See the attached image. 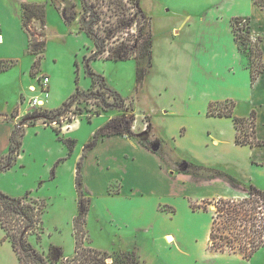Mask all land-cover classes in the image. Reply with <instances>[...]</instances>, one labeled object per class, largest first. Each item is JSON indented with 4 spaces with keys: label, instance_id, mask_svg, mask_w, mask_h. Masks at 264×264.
Instances as JSON below:
<instances>
[{
    "label": "rangeland",
    "instance_id": "1",
    "mask_svg": "<svg viewBox=\"0 0 264 264\" xmlns=\"http://www.w3.org/2000/svg\"><path fill=\"white\" fill-rule=\"evenodd\" d=\"M52 1L46 4L44 32L34 26L29 28L35 38L43 33L42 40L47 44L39 68L33 69L38 55L21 48L8 59L17 65L0 74V111L6 112L10 105L9 113L19 117L16 126L24 127L20 129L24 137H18L22 142L20 156L11 169L0 173V191L13 198L29 196L45 206L43 229L30 235L29 243L41 253H48L54 245L62 247L67 258L74 256V219L79 210L76 169L83 150L111 118L134 116L136 140L160 154L169 165L161 158L162 164L171 166L174 172L168 175L172 181L163 183L170 190L165 192V187H161L162 193L150 198L154 187L161 183L154 176L156 165L147 161V171L143 175L135 173L124 157L130 151L124 147L102 148L99 167L95 158L98 154L92 153L86 168L85 190L93 200L86 244L109 255L117 251L135 252L143 264H264V246L249 260L229 249L225 253L211 250L202 222L206 215L213 225L216 200L203 198L209 192L204 185L198 186L193 181V186L189 180L184 185L177 176L191 166L194 169L191 173L209 181L220 179L233 186L241 183L246 188L256 183L264 186V167L254 165L250 147L236 144L234 119L208 115L212 105H216L215 111L224 108L217 106L219 103L228 105L226 98L236 103L233 113L240 116L246 117L256 109L248 86L249 60L244 53L237 54L227 47L231 37L229 25L234 19L225 12L227 3L222 12L215 9L219 0H140L141 10L151 21L153 40L152 66L140 79L138 68L146 67V59L115 62L102 58L88 62L95 50L93 40L81 30L77 20L68 24L62 15L64 10L79 16L83 11L82 0ZM243 24L245 21L239 23ZM88 65L126 101V111L112 109L95 115L102 99L114 103V98L100 87V79L93 87ZM45 77L50 79L47 98L40 83ZM30 86L36 89L35 94L29 92ZM78 90L93 95L75 104L61 124L47 125L41 120L34 126H21L35 110L62 108ZM35 96L44 98L45 103L34 109L30 100ZM78 109H84L85 113L75 119L73 114ZM249 125L245 131L251 136L250 122ZM4 145L3 142L1 150ZM110 181L112 191L124 182L125 187L137 186L149 195L146 218L141 221L132 211L141 205L140 197L132 200L107 197L106 184ZM205 201H211L207 212H195L205 215H194L191 204L205 206ZM157 208L169 214L170 219L172 215L168 212L177 208L174 223L182 227L179 249L171 248L166 237L168 246L165 244L163 234L174 232V223L161 219ZM3 238L0 264H18L10 250L3 247L6 245ZM233 244L238 247L237 242Z\"/></svg>",
    "mask_w": 264,
    "mask_h": 264
},
{
    "label": "trees",
    "instance_id": "2",
    "mask_svg": "<svg viewBox=\"0 0 264 264\" xmlns=\"http://www.w3.org/2000/svg\"><path fill=\"white\" fill-rule=\"evenodd\" d=\"M254 2L264 11V0H254ZM52 3L55 2L52 1ZM140 5V0H82L83 11L79 16L73 11L64 10L62 15L68 24H72L77 20L81 30L93 40L95 50L88 62L102 58L115 62L128 60L139 62L146 59V67L138 68L139 78L143 79L152 66L153 40L150 18L144 14ZM57 9L60 10L59 7ZM244 21L245 24L240 26L239 23ZM46 22V3L23 5V28L26 34L29 35V54L38 55L33 69L39 68L47 44L42 40L43 33L40 35L41 38H35L29 28L32 26L42 27L41 30L44 32L47 28ZM232 26L239 49L249 60V69L254 83L264 72L263 51L260 47L261 37L257 38L255 42L253 41L250 18L245 20L234 18ZM16 65L15 61L0 59V74ZM33 74L35 75V71H33ZM89 75L93 79V87L97 86V80L100 79V87L114 98V103L102 99L99 110L95 113L96 116H101L102 112L112 109L120 111L128 109L126 101L120 94L107 87L102 76L95 74L90 68ZM91 95L78 90L62 108L53 111L35 110L26 116L21 126H34L41 120L47 125L61 124L63 116L69 113L75 104H79L81 100ZM96 98H99V95H96ZM225 103L229 107L224 103H219L217 106L224 108L217 111L214 109L216 105H212L208 115L234 118L238 131L236 136L237 145H250L252 147L262 145L263 143L257 141L255 137L256 112L252 111L250 118L234 117L235 102L226 101ZM84 113V109H78L74 112L73 117L76 119ZM134 120V116L131 118L127 116L111 118L95 133L93 139L83 150L76 169L79 210L74 219L76 247L72 258L65 256L62 247L52 245L49 247L48 253H41L29 243L28 237L43 229L42 215L45 209L43 203L30 199L29 196L13 198L0 191V227L5 233V240L11 243L19 264H143L139 261L135 252L117 251L113 255H109L107 252L86 244L88 238L87 220L92 206V198L88 197L84 191V161L98 142L107 137H136L133 133ZM249 122L253 132L251 136L245 131L247 126H250ZM23 128L20 126L15 127L11 137L10 152L6 157L0 159V173L11 169L16 164L22 145L18 137H24L23 131L20 132V129ZM55 131L60 134V129L57 127ZM4 159L7 162H4ZM191 171H194L191 166L183 169V172ZM110 193H112L111 190ZM209 203L205 201V206L198 203L191 204V208L194 212H207ZM215 205H217V215L213 218L210 233L211 250L225 253V249H229L234 254H240L244 259L249 260L255 252L264 246V192L252 186L247 197L242 199L220 198L216 200ZM236 242L238 247L233 244ZM110 259H112L111 263L108 262Z\"/></svg>",
    "mask_w": 264,
    "mask_h": 264
},
{
    "label": "crops",
    "instance_id": "3",
    "mask_svg": "<svg viewBox=\"0 0 264 264\" xmlns=\"http://www.w3.org/2000/svg\"><path fill=\"white\" fill-rule=\"evenodd\" d=\"M50 1L51 0H0V59L8 60V59L13 58L14 55H17V54H13V51L15 50L26 48L25 49L26 51L29 49V38L23 28V5L33 4V3H46L47 4V3H50ZM226 3H227L228 9H226L225 12L228 14L227 16L230 15L231 18H241L243 20L249 19V18L251 19L252 39L256 40L257 38L261 37L260 47L263 51V63H264V11L255 4L254 0H219L217 5L215 6V9L223 12L225 9L224 6ZM229 26H230L231 37L229 40L230 44L227 47L230 46L231 47L230 50L232 52H235L237 54H243L241 50L239 49V46L235 40L232 20ZM6 50L8 52H6ZM249 72H250V69H249ZM248 86H249V92L251 93L253 97V102L256 108V109H252L250 112V115L252 111L256 112L255 137L257 141H260L263 144L256 145L253 147L250 145H245V146L238 145V146L250 147L254 165L255 163H257L259 166L261 165L264 167V72L258 77V79L254 83L252 82L251 72H250ZM32 88L33 86H30V90H29L30 93H32L31 91ZM225 100L233 101L227 98ZM9 108H10V105L6 108L7 110L6 112L5 110L0 111V159L8 155V153L6 154L4 151L6 149L10 151L11 137L19 121V117L14 118L13 115L9 113L10 112ZM250 115L245 117V116H240L234 113V117H239V118H250ZM221 119H232L233 120L234 118L222 117ZM232 125L235 128V133L237 136L238 131L236 129L235 122H233ZM136 139H137L136 137H129V136L107 137L104 140H101L98 142L97 146L89 152L88 157L91 158L90 156L92 155V153L98 154L95 156V158L97 159L96 164H98V167H99L100 159L102 156L101 150H103L102 148L109 147L110 149V148L124 147L128 149V151H130L129 153H132V154L124 153V157L126 158L128 163L131 164V166L133 167L132 169H134V172L137 174H141V175H143V173L147 171V161L148 162L153 161V163L156 165V167L154 168L155 170L154 176L161 183H158L157 187H154L153 189L154 191L152 190L153 193L151 194L152 196L145 195V193L141 192L137 186L132 187L133 186L132 185L130 187H125L124 182H121L119 184L118 189H116L115 191H112L111 189H109V186L111 185L110 184L111 181L108 184H106L107 197H110L116 200L123 199V197H126L129 200H132L131 198L133 197H140L139 199L140 202H138V204H141V205L139 207H136V206L133 207L134 210L132 211H133L134 216L138 217L142 221L143 218H146L144 215L146 213L147 204H148V199L146 198V196H149L151 198L153 196L159 195L160 193H162L160 189L161 187H165L164 188L165 192L169 191L170 186L167 188L166 185L163 183L165 182L166 184H169L170 181L172 180L170 179L168 175L170 174L174 175V172H172L171 166L166 167L162 164V161L164 160L163 162L169 165L167 161L163 157L160 156V154L152 151L145 144H143L139 140L137 141ZM3 142L5 143L4 145L5 147H4V150H1ZM87 158L85 159L84 166H83L85 193H86L85 189H86L87 181H88V177H87L88 174L86 173V168L88 165L87 162L89 160H87ZM161 158H163L162 161H160ZM143 159L146 162L145 164L143 163ZM177 176L179 178V183L183 182L184 185L188 182V180L190 181V184H192L194 181V184L198 186L204 185L205 186L204 188H208L209 192L207 191L206 192L207 194L206 193L203 194V198H208V200H211V201L217 200L220 198L235 199V198L245 197L248 195L250 188L252 187L251 186L250 188H246L245 186L241 185V183H239L238 186H233L232 184L228 182H223L220 179H218L217 181L216 180L209 181L210 179L201 178L198 175V173L182 172V173H178ZM254 187H256V189H258L259 191L264 192V186L256 183ZM110 190L112 191V193H110ZM170 193L171 192H169L168 195H170ZM175 194H177L176 191H175ZM157 212H158V215L161 216V219L165 218V219L170 220L173 223L175 222V217L177 216L176 215L177 208L175 209V212L173 213L168 212L172 215L171 219L168 217L169 214L166 215V213L161 212L160 210H158V208H157ZM193 213L194 215H205L203 213H195V212ZM202 223H203V227L205 228V232L207 234L208 240L210 241L209 229L212 225L211 220L208 219V217L205 215V220ZM181 228H182L181 224L177 226V224L174 223V232L171 231V232H166L163 234V240H164V237H166L167 235H172L174 237V240H175L174 243L169 245L171 246V248L179 249L181 247L179 243L180 235H181L180 232L182 231ZM155 229H156V224H155ZM3 236L5 238L4 231H3V234L1 233L0 235V241L2 240L1 237ZM3 242H6L5 243L6 245H3V247L10 250V253L14 257L16 262H18L19 264L18 257L16 253L14 252L11 243L7 240ZM166 245L168 246V244ZM75 247H76V243H75Z\"/></svg>",
    "mask_w": 264,
    "mask_h": 264
},
{
    "label": "built area",
    "instance_id": "4",
    "mask_svg": "<svg viewBox=\"0 0 264 264\" xmlns=\"http://www.w3.org/2000/svg\"><path fill=\"white\" fill-rule=\"evenodd\" d=\"M34 27L37 28L38 30H41L40 27L39 28L36 27V26H34ZM30 29H32V28L30 27ZM40 83H41V86H42V93L44 95L46 94L45 98L49 97V88H50V79H49V77H45ZM32 92L35 93L36 89L34 91H32ZM40 103H45V99L44 98H39L38 96H35L34 99L30 100L31 107H33L34 109L41 107Z\"/></svg>",
    "mask_w": 264,
    "mask_h": 264
},
{
    "label": "bare ground",
    "instance_id": "5",
    "mask_svg": "<svg viewBox=\"0 0 264 264\" xmlns=\"http://www.w3.org/2000/svg\"><path fill=\"white\" fill-rule=\"evenodd\" d=\"M35 89H34V87H33V89L31 90V91H34ZM40 105H44V103H40ZM166 241H167V243L168 244H173L174 243V237L172 236V235H167L166 236Z\"/></svg>",
    "mask_w": 264,
    "mask_h": 264
},
{
    "label": "water",
    "instance_id": "6",
    "mask_svg": "<svg viewBox=\"0 0 264 264\" xmlns=\"http://www.w3.org/2000/svg\"><path fill=\"white\" fill-rule=\"evenodd\" d=\"M111 261V260H110Z\"/></svg>",
    "mask_w": 264,
    "mask_h": 264
}]
</instances>
